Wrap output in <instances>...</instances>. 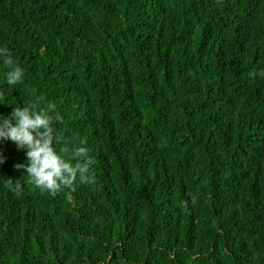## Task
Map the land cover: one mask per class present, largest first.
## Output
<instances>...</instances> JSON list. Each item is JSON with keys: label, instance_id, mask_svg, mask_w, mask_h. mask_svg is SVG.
<instances>
[{"label": "trees", "instance_id": "obj_1", "mask_svg": "<svg viewBox=\"0 0 264 264\" xmlns=\"http://www.w3.org/2000/svg\"><path fill=\"white\" fill-rule=\"evenodd\" d=\"M24 70L86 179L35 186L0 140V264H264V0H0Z\"/></svg>", "mask_w": 264, "mask_h": 264}, {"label": "clouds", "instance_id": "obj_2", "mask_svg": "<svg viewBox=\"0 0 264 264\" xmlns=\"http://www.w3.org/2000/svg\"><path fill=\"white\" fill-rule=\"evenodd\" d=\"M0 60L6 68L4 82L13 86L21 83L24 70L12 59L8 49L0 48ZM51 108L49 104L48 109ZM48 109L41 107L36 99L27 105L13 106L7 115L0 114V140H10L17 148H23L25 160L14 167L24 169L35 186L55 193L71 187L77 178L84 181L92 161L84 147L73 148L68 157L63 151L55 150L54 116Z\"/></svg>", "mask_w": 264, "mask_h": 264}]
</instances>
